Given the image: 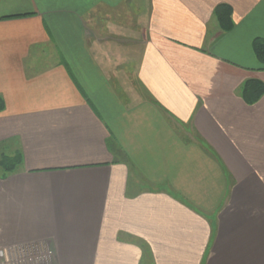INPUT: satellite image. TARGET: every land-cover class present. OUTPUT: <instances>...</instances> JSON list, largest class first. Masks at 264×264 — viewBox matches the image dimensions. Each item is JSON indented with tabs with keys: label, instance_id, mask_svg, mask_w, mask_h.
I'll use <instances>...</instances> for the list:
<instances>
[{
	"label": "crops",
	"instance_id": "obj_1",
	"mask_svg": "<svg viewBox=\"0 0 264 264\" xmlns=\"http://www.w3.org/2000/svg\"><path fill=\"white\" fill-rule=\"evenodd\" d=\"M124 3L0 0V264H264V0Z\"/></svg>",
	"mask_w": 264,
	"mask_h": 264
},
{
	"label": "rangeland",
	"instance_id": "obj_2",
	"mask_svg": "<svg viewBox=\"0 0 264 264\" xmlns=\"http://www.w3.org/2000/svg\"><path fill=\"white\" fill-rule=\"evenodd\" d=\"M124 4H125L124 5L125 7L123 9L114 11L116 14L114 13L112 14L111 10H105V11L100 10V11H97L98 13H95L94 11H92L89 14L90 15L89 19L90 20L92 19L91 24L94 25V26H90L93 29V31L94 29L97 30L96 28H99L100 32L102 33L104 32L103 36H105V34L107 33L109 34L111 33V35H116L120 31V34H119L120 38L117 36L116 40L113 42L116 45H120L122 50L126 48H134V46L135 47L138 46L137 41L135 43L134 41L131 42L133 39L132 38L133 33L136 34L135 39H139V38L142 39L141 34L144 33V29H145L142 23L144 22L143 19H145V16L149 11L148 0H125ZM213 17L215 18L214 14H213ZM98 18L101 19V22H103V24L97 21L99 20ZM110 22H112L114 25L113 30L109 29L111 25ZM95 23H98V24L95 26ZM115 25L119 27H115ZM117 29H120V30H117ZM115 31H117V33L113 34V32ZM127 35H130V36L132 35V37H130V41L125 42L124 39L127 38ZM112 37L115 38V36H112ZM147 264H150V262H147Z\"/></svg>",
	"mask_w": 264,
	"mask_h": 264
},
{
	"label": "trees",
	"instance_id": "obj_3",
	"mask_svg": "<svg viewBox=\"0 0 264 264\" xmlns=\"http://www.w3.org/2000/svg\"><path fill=\"white\" fill-rule=\"evenodd\" d=\"M213 14L217 20L218 26L222 32H229L233 29L234 24L232 21V10L230 6L221 4L216 6ZM252 50L256 59L264 64V40L254 39L252 42ZM264 94V86L253 80L246 81L241 87V97L248 105L255 104ZM3 109V105L0 99V112ZM20 163V156L16 160H9L2 158L0 161L4 172H11L15 169L17 164ZM7 165V166H6Z\"/></svg>",
	"mask_w": 264,
	"mask_h": 264
}]
</instances>
